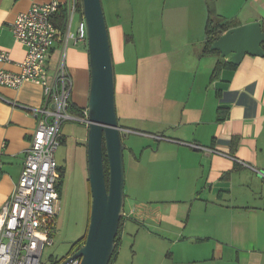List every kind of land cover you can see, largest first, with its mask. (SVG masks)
<instances>
[{
  "label": "crops",
  "instance_id": "1",
  "mask_svg": "<svg viewBox=\"0 0 264 264\" xmlns=\"http://www.w3.org/2000/svg\"><path fill=\"white\" fill-rule=\"evenodd\" d=\"M52 1L62 4L65 0H0V48L9 57L0 62V70L18 73L25 57V49L14 41L11 32L16 15L32 4ZM217 4L221 6L211 13L209 8ZM164 5L168 10L170 46L161 52L160 61L169 62L168 71L175 72L183 86L173 91L177 95L171 102L174 113L166 122L169 135L162 128L154 134L140 130L136 134L120 127L126 133L132 131L154 141L156 150L150 145L145 148L154 158L169 157L168 173L175 182L165 189L145 182L141 197L132 196V204L138 205L133 209L127 203V211L135 212L134 221L123 217L124 222L130 219L136 228L151 227L141 235L160 248L164 254L161 264H264V57L245 56L235 69L220 70L212 81L209 75L217 62L229 59L220 55L199 59L208 14L230 18L232 28L244 25L248 19L261 24L264 0H165ZM107 28L115 94L124 100L141 92L134 72L126 68L129 62L134 68L138 56H133L128 46L132 37L121 25L113 23ZM192 29L195 33L189 38L187 30ZM60 50L57 41L47 53L50 78ZM170 61L175 64L170 66ZM65 68L73 84L72 106L83 112L87 109L89 89L87 48L71 46ZM195 97L200 101L196 102ZM209 100L214 101L213 113L205 120ZM42 106V88L37 84L25 82L16 90L0 86V211L19 180L24 151L36 127L31 110ZM125 106L132 114L134 109L149 107L132 102H125ZM73 112L69 113L76 116ZM80 125L83 135L78 140L85 145L87 126ZM126 151L134 156L131 148ZM140 161L135 164L139 166ZM144 175H149V168H144ZM147 194L149 197H144ZM165 196L169 198L163 199ZM123 229L124 223L119 247ZM144 252L149 257V252ZM116 260L117 255L113 264H117Z\"/></svg>",
  "mask_w": 264,
  "mask_h": 264
},
{
  "label": "rangeland",
  "instance_id": "2",
  "mask_svg": "<svg viewBox=\"0 0 264 264\" xmlns=\"http://www.w3.org/2000/svg\"><path fill=\"white\" fill-rule=\"evenodd\" d=\"M101 2L106 25L109 26L113 23L121 25L125 33L132 37V42L128 46L133 52V56H138L134 68L133 62H129L126 68L134 72L135 81L140 82L138 88L141 89V92L131 95L130 98H125L127 100H123L115 94L118 125L127 127L129 130L132 129L136 134L137 130L154 134L162 128L165 130V135H169V126L166 122L174 113V110H171L173 106L171 102L177 95L173 91L181 89L183 86L182 83H178L180 77L176 76L175 72L168 71L169 62L160 61L162 59L161 52L170 46L168 10L164 5L165 0H101ZM220 6L213 5L209 11L216 13ZM77 23L78 15L72 21V29H75ZM187 32L190 35L188 37L191 38L195 30H187ZM128 52L130 54V51ZM156 59L157 61H155ZM174 64L175 62L170 61V66ZM180 66L184 67V63H181ZM165 69L167 72H164ZM170 85L173 86L171 87L172 92H169ZM163 88H166L165 92H162ZM198 99L194 98L196 102L200 101ZM211 100H209L210 108L208 105L205 110V120L209 119L213 113L214 101ZM129 101L132 104L149 107L144 110L134 109V114H132L130 108L125 106V102L130 104ZM134 132H125L126 135L122 137L123 145L134 151V156L132 153H127L126 150L123 152L124 193L125 196L129 194L126 196L125 212H129L127 203L130 202L133 209L138 205L132 204V196L139 195L141 197L143 192L141 187L145 185V182L160 189L173 187L175 182L171 178L172 175L168 173L171 167L169 157L166 155L161 158L157 155L154 158L145 147L150 145L156 150V143L147 136L140 137ZM60 133L62 136L55 154L58 169L61 171H58L57 177L60 188L57 231L53 238V246L46 247L43 252V264H60L79 249L84 243L89 223L91 194L87 156L86 154L85 158L83 156L84 149L87 150V148L86 144L84 145L78 140V137L83 135V126L77 121L68 120L63 123ZM135 161H140V165H136ZM146 167L149 168L148 176L144 175ZM156 169L158 170L156 171ZM144 197L148 198L149 194ZM166 198L169 197L165 196L163 199ZM134 219L135 217H131V220L134 221ZM135 225L136 223L130 219L124 222L121 247L118 246L120 251L117 249V264H161L164 254L160 252V248L155 247L148 238H143L141 235L145 230L150 231L151 227L143 228L140 227L143 225H140L136 228ZM126 226H128L127 229ZM144 251L149 252V257Z\"/></svg>",
  "mask_w": 264,
  "mask_h": 264
},
{
  "label": "built area",
  "instance_id": "3",
  "mask_svg": "<svg viewBox=\"0 0 264 264\" xmlns=\"http://www.w3.org/2000/svg\"><path fill=\"white\" fill-rule=\"evenodd\" d=\"M61 8L66 19L63 30L54 24ZM76 15L78 23L72 29ZM11 32L14 41L25 49V57L18 73L0 70V86L16 90L25 82L37 84L42 88L43 106L31 110L36 127L24 151L19 180L0 211V264H43V252L53 244L59 213L55 154L60 128L68 120L87 125V110L80 117L69 113L73 84L65 68L71 46L87 48L81 0L32 4L27 11L16 15ZM57 41L61 50L50 78L46 56ZM8 60V53L0 48V62ZM131 217H135L134 210L124 212V218ZM69 264H80V258Z\"/></svg>",
  "mask_w": 264,
  "mask_h": 264
},
{
  "label": "water",
  "instance_id": "4",
  "mask_svg": "<svg viewBox=\"0 0 264 264\" xmlns=\"http://www.w3.org/2000/svg\"><path fill=\"white\" fill-rule=\"evenodd\" d=\"M87 32L89 89L87 96L86 156L91 194L89 223L83 245L60 264L80 258V264H109L121 218L124 217L125 130L118 125L115 70L101 0H81ZM210 50L238 66L245 56L264 57L261 24L248 19L215 40ZM103 149L108 165L105 180Z\"/></svg>",
  "mask_w": 264,
  "mask_h": 264
},
{
  "label": "trees",
  "instance_id": "5",
  "mask_svg": "<svg viewBox=\"0 0 264 264\" xmlns=\"http://www.w3.org/2000/svg\"><path fill=\"white\" fill-rule=\"evenodd\" d=\"M230 18H225V17H214L211 14L207 15L206 18V24L204 27V35H205V40L203 41V50L201 52V54L199 55V59H202L204 57H209V56H217L219 57V53L217 52H213L210 50V46L211 44L217 40L221 35H223L227 30L231 29V22H230ZM65 10L64 8H61L59 10V12L55 15L54 17V24L57 28H59L60 30H63L64 25H65ZM261 30L264 33V21L261 23ZM236 66H233L230 64L229 61L227 62H217V64L215 65L214 69L211 72V75H209V79L210 81H212L213 79H215L218 75V73L220 72V70L222 69H235ZM75 107L73 108V106H71L70 111H74L73 113L76 116H82V112H78L74 110ZM103 165H104V172H105V180L107 182L108 180V165H107V159L106 156L104 154V149H103ZM59 172H61L59 169H57ZM56 190L58 193V196L60 197V188L58 183L56 184ZM123 223H124V218H121L120 223H119V228H118V232H117V237H116V247L113 253V256L109 262V264H113L116 255H117V249L119 246V237L121 234V230L123 227ZM85 238V236H84Z\"/></svg>",
  "mask_w": 264,
  "mask_h": 264
},
{
  "label": "bare ground",
  "instance_id": "6",
  "mask_svg": "<svg viewBox=\"0 0 264 264\" xmlns=\"http://www.w3.org/2000/svg\"><path fill=\"white\" fill-rule=\"evenodd\" d=\"M197 148V146H195ZM199 147V146H198Z\"/></svg>",
  "mask_w": 264,
  "mask_h": 264
}]
</instances>
